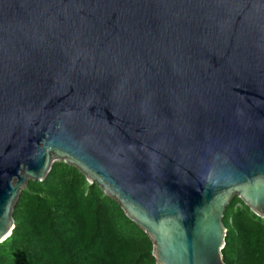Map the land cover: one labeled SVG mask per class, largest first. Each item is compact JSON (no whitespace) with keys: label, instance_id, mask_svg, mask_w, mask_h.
Segmentation results:
<instances>
[{"label":"water","instance_id":"water-1","mask_svg":"<svg viewBox=\"0 0 264 264\" xmlns=\"http://www.w3.org/2000/svg\"><path fill=\"white\" fill-rule=\"evenodd\" d=\"M62 161L157 264H226L232 199L264 219V0H0V243Z\"/></svg>","mask_w":264,"mask_h":264},{"label":"trees","instance_id":"trees-1","mask_svg":"<svg viewBox=\"0 0 264 264\" xmlns=\"http://www.w3.org/2000/svg\"><path fill=\"white\" fill-rule=\"evenodd\" d=\"M0 264H157L149 236L75 166L53 164L15 206ZM226 264H264V219L235 196L226 209Z\"/></svg>","mask_w":264,"mask_h":264}]
</instances>
